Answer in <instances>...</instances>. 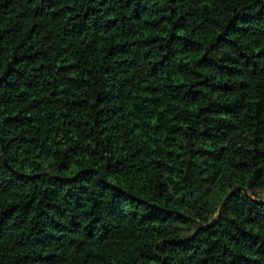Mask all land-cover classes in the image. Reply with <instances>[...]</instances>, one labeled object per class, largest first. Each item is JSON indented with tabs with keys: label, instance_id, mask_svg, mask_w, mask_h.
Wrapping results in <instances>:
<instances>
[{
	"label": "trees",
	"instance_id": "16d2710c",
	"mask_svg": "<svg viewBox=\"0 0 264 264\" xmlns=\"http://www.w3.org/2000/svg\"><path fill=\"white\" fill-rule=\"evenodd\" d=\"M0 264H264V0H0Z\"/></svg>",
	"mask_w": 264,
	"mask_h": 264
},
{
	"label": "water",
	"instance_id": "95a60500",
	"mask_svg": "<svg viewBox=\"0 0 264 264\" xmlns=\"http://www.w3.org/2000/svg\"><path fill=\"white\" fill-rule=\"evenodd\" d=\"M236 191H240V190L237 189ZM233 193H234V191L230 192V193L225 197V199L223 200V202H222V204H221L219 210H221V209L224 207V205L226 204V202L228 201V199L233 195ZM194 223H195V225H196L199 229H205V228H207V227L209 226V224H208V225H201L200 223H197V222H194Z\"/></svg>",
	"mask_w": 264,
	"mask_h": 264
}]
</instances>
